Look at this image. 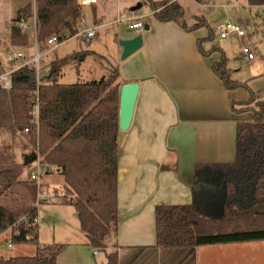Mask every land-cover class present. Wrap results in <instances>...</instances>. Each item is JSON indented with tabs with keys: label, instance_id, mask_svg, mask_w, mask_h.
Wrapping results in <instances>:
<instances>
[{
	"label": "trees",
	"instance_id": "obj_1",
	"mask_svg": "<svg viewBox=\"0 0 264 264\" xmlns=\"http://www.w3.org/2000/svg\"><path fill=\"white\" fill-rule=\"evenodd\" d=\"M247 1L251 6H264V0ZM149 3L157 21H178L187 31L207 26L203 16H196L195 22L187 25L183 21V8L176 0L160 3L149 0ZM81 11L77 0H34V10L31 0H27L16 11L9 29L10 41L13 46L26 45L28 35L19 24L34 16L38 42L49 35H55L61 42L66 38L65 32L77 33ZM212 38L211 32L207 40ZM201 41L198 48L204 55L216 48L212 45L205 51ZM222 56L212 71L225 88H249L246 81L232 79L227 58ZM61 67L58 59L49 61L34 81L26 75L34 73L30 66L12 73L11 87L0 89V129L33 136L35 151L30 160L39 158L48 168L44 167L46 174L49 167H55L62 175L63 191L69 195L63 193L62 202L73 205L88 245L105 250V238L116 232L118 217L120 75L116 68L107 78L64 84L58 81ZM234 104L233 101L231 108L237 111L250 110L252 119L236 124L233 161L195 164L190 185L192 201L155 206L156 247L264 240V99L254 101L251 94L248 100L237 103L239 108H234ZM15 182L13 169L0 168V185ZM23 216L19 218L0 204V234L10 229V242L33 244L35 254L0 256V264H56L63 246L38 242L37 222L33 220L37 216L36 207H30ZM105 257L106 264H117L115 245Z\"/></svg>",
	"mask_w": 264,
	"mask_h": 264
},
{
	"label": "crops",
	"instance_id": "obj_2",
	"mask_svg": "<svg viewBox=\"0 0 264 264\" xmlns=\"http://www.w3.org/2000/svg\"><path fill=\"white\" fill-rule=\"evenodd\" d=\"M100 1L87 6L93 14L94 27ZM242 1L251 6L247 0ZM81 12L79 23L84 20ZM116 19L107 24L122 22ZM137 33L142 34V46L117 64L121 83L138 81L139 91L131 123L127 130H119L117 136L118 217L113 240L108 245L105 243L106 247L112 250L115 245L117 264L259 262L260 256L241 253L246 249L237 243L245 242L195 247L155 246V206L192 201L190 185L194 180L195 164L233 161L236 124L251 121L252 112L232 109L231 103L234 101V108H239L237 103L248 100L250 94L256 100L252 89V92L240 87L227 89L214 74L212 66L220 61L219 54L200 52L199 40H203L202 48L204 42L209 41L202 27L187 31L178 21L160 22L153 17L147 30L135 31L123 38ZM262 33L264 36V29ZM220 51L223 55L224 51ZM15 186L16 182L8 187L0 185V204L11 210L17 209L15 205L20 195ZM79 240L78 243L58 244L63 246L62 250L74 247L70 250V263L88 264L89 247L85 235L81 234ZM247 242L264 243V240ZM219 245L230 247L224 249ZM94 253L96 250L92 251ZM56 264H59L57 257Z\"/></svg>",
	"mask_w": 264,
	"mask_h": 264
},
{
	"label": "rangeland",
	"instance_id": "obj_3",
	"mask_svg": "<svg viewBox=\"0 0 264 264\" xmlns=\"http://www.w3.org/2000/svg\"><path fill=\"white\" fill-rule=\"evenodd\" d=\"M151 1L160 3L164 0ZM26 2L27 0H0V26L5 31L3 36L7 39L6 43L9 42L12 46L13 44L8 39L9 29L14 23L17 9ZM31 2L34 10V0H31ZM176 2L183 8V21L186 24L193 22V16H204L207 19L208 26L202 28L207 37H211L212 32L213 38L212 41L204 42V50L215 45L216 48L213 49V52L219 54L220 60L223 58L220 49L223 50L227 58V67L231 70L232 79L247 82L249 88L240 87L241 90L249 92V89H252L255 100L264 99V36L262 33L264 29V6H248L243 4L242 0H176ZM82 9L84 20L78 24L77 32L93 27V14L89 12L88 7H82ZM131 9H134L136 15H145L146 24L153 20L154 16L149 0H102L95 15L97 16V25L94 29L95 35L86 40L65 32L64 35L68 38L67 40L43 45L40 50L50 49V51L41 58V68L49 61L58 59L62 63L58 81L64 84L88 82L111 76L113 70L117 68V64L125 60H121L122 47L119 41L124 39V36L135 33L134 29L128 28V23L133 20H125L131 15ZM116 17H121L124 20L119 23L107 24L108 21ZM34 19L35 17L32 16L27 20V23L31 26L25 31L28 35L26 45L14 46V48L20 49L24 47L23 52L28 56L32 53L33 39L31 31ZM227 21L233 23H239L237 21H240L245 34L239 37L234 33H230L224 38L219 37L215 27ZM143 30V28L139 29L140 32ZM51 36L53 35H49L47 38ZM243 46L248 47L254 54L252 60L247 59L241 52ZM252 77L255 78L252 79ZM121 85L120 79L119 87ZM34 151L35 142L32 135L18 131L12 134L7 129H0V168H11L15 171L16 178H20L15 186L20 194L19 200L15 205L17 209L13 211L20 218L30 207H36L37 235L38 242L41 245L62 244L63 242L78 243L81 234L85 235V233L79 227L73 205L62 202V194L64 193L63 177L55 167H49V173L40 181L43 185L42 189L46 193L55 195L54 199L36 203V186L31 182L29 176L32 171H37V168H46V166L40 163L39 158L35 161L30 160L32 158L30 156ZM46 169L48 170V168ZM67 196L69 197V195ZM9 200L4 199L8 203ZM7 231L9 233L5 232L0 235V255L10 257L35 254V245L13 244L9 239L10 229H7ZM112 240L113 235L111 234L105 238V243L108 245ZM7 243H10L11 246H7ZM86 244L89 247L88 264H106L105 256L111 248L108 246L105 250L93 249L88 245L87 238ZM237 244H239V247L246 249L245 252H241L246 256L249 254L260 256L261 260L259 262L255 261L249 264H264L263 242ZM218 247L225 249L230 246L219 245ZM71 248L74 247H67L59 252L57 256L59 264H78L75 262L70 263ZM93 250H96V253L92 254Z\"/></svg>",
	"mask_w": 264,
	"mask_h": 264
},
{
	"label": "built area",
	"instance_id": "obj_4",
	"mask_svg": "<svg viewBox=\"0 0 264 264\" xmlns=\"http://www.w3.org/2000/svg\"><path fill=\"white\" fill-rule=\"evenodd\" d=\"M78 4L81 7H89L98 3L99 0H77ZM130 16L125 18V20H133L128 23V28L134 29L135 31H139L140 28H143L145 25V15H136L134 11L130 12ZM80 19V18H79ZM124 19L117 18L116 21H123ZM31 26V25H30ZM29 23L22 22L19 24L21 31L25 32L28 29ZM95 27H91L87 30L77 32L73 36L81 37L83 39L88 40L89 38L95 35L94 32ZM36 22L35 19L32 22V53L28 56L23 52V48H14L11 44L6 43L7 39L3 36L5 35V31L3 27L0 26V89H9L11 87V75L14 71L22 68L24 66H30L34 68L35 79L39 78L41 71L43 70L40 66V60L43 56L49 53L50 49L40 50L45 44H52L55 41L59 42L55 35L47 38L44 42L39 43L37 41V32H36ZM215 30L218 32L219 37L224 38L230 33H234L239 37H242L245 34L244 28L240 25V23L233 22H225L219 24L215 27ZM8 39H10V30ZM68 38L63 39L67 40ZM241 52L246 56L247 59L252 60L254 58V54L249 50L248 47L243 46L241 48ZM36 108L34 109L35 113ZM26 131V129H25ZM46 175V169L37 168V171H32L30 173V180L34 182L36 186V203L41 201L53 200L55 195H51L50 193H46L42 189V183L40 182L43 177ZM64 195L62 194V198ZM24 217V216H23ZM36 222V218L33 219ZM6 244V243H5ZM7 246H11L10 243H7Z\"/></svg>",
	"mask_w": 264,
	"mask_h": 264
},
{
	"label": "water",
	"instance_id": "obj_5",
	"mask_svg": "<svg viewBox=\"0 0 264 264\" xmlns=\"http://www.w3.org/2000/svg\"><path fill=\"white\" fill-rule=\"evenodd\" d=\"M132 11L134 9H131ZM144 30L148 29V24L143 27ZM122 47L121 60L128 58L136 52L143 44L141 33L119 41ZM31 81L35 80L33 73H26ZM139 91V82L131 81L123 83L119 88V104H118V128L121 131L127 130L133 116L135 103Z\"/></svg>",
	"mask_w": 264,
	"mask_h": 264
}]
</instances>
